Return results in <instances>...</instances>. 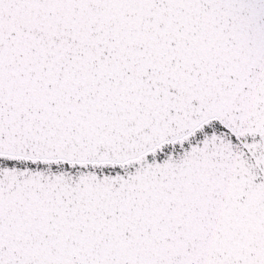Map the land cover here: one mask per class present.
<instances>
[{"label":"snow or ice","instance_id":"6c2138e0","mask_svg":"<svg viewBox=\"0 0 264 264\" xmlns=\"http://www.w3.org/2000/svg\"><path fill=\"white\" fill-rule=\"evenodd\" d=\"M0 264H264V0H0Z\"/></svg>","mask_w":264,"mask_h":264}]
</instances>
